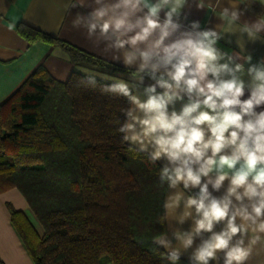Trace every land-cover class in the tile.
Listing matches in <instances>:
<instances>
[{
    "label": "clouds",
    "instance_id": "obj_1",
    "mask_svg": "<svg viewBox=\"0 0 264 264\" xmlns=\"http://www.w3.org/2000/svg\"><path fill=\"white\" fill-rule=\"evenodd\" d=\"M186 2L94 0L92 11L77 14L73 25L102 39L106 51L120 53L113 59L134 68L142 86L143 96L124 80L102 91L129 101L118 128L122 141L153 163L163 161L159 179L170 190L163 208L166 216L174 214L179 230L171 235L180 247L166 233L154 243L168 250L171 264L190 249V264H246L264 240V110L257 111L264 106V59L251 63L243 37L264 39V15L239 23V6L249 5L243 0H227V6L224 0H198L197 9H219L223 23L202 29L192 21L184 28ZM225 34H239L240 52L228 55L216 46ZM145 79L153 83L145 85ZM87 83L95 87L96 80L89 76ZM188 221L189 229L179 227ZM218 225L223 227L216 231Z\"/></svg>",
    "mask_w": 264,
    "mask_h": 264
},
{
    "label": "trees",
    "instance_id": "obj_2",
    "mask_svg": "<svg viewBox=\"0 0 264 264\" xmlns=\"http://www.w3.org/2000/svg\"><path fill=\"white\" fill-rule=\"evenodd\" d=\"M15 30L61 47L74 64L135 71L25 23ZM88 77L59 82L39 66L0 103V194L17 189L43 233L8 204L11 222L33 264H171L154 243L165 230L162 166L122 141L128 99Z\"/></svg>",
    "mask_w": 264,
    "mask_h": 264
},
{
    "label": "crops",
    "instance_id": "obj_3",
    "mask_svg": "<svg viewBox=\"0 0 264 264\" xmlns=\"http://www.w3.org/2000/svg\"><path fill=\"white\" fill-rule=\"evenodd\" d=\"M81 2L82 0H0V103L7 100L39 66L44 67L59 82H66L73 72L93 76L110 84L124 80L129 82L130 85H135L134 92L143 96L142 86L137 83L132 75L112 71L109 67H97L86 63L74 64L61 47L45 42L30 43L15 30L17 24L25 23L45 34L56 37L87 53L104 59L113 65L134 69L126 67L122 63V58L121 60L113 59L115 55H120V53L111 50L106 51L105 42L102 39L98 40L96 37L89 38L87 29L83 25H73L77 14H82L86 17L94 7V0H85L83 7L80 6ZM197 2L198 0H187L185 7L181 10L180 23L184 28H188L192 21H199L202 29L215 28L217 24L223 23L218 17L219 9L215 13L207 8L200 10L196 8ZM243 2L249 5L246 9L243 4L239 6L241 9H244V15L241 17L239 23H251L259 16L264 15V0H243ZM224 4L227 6V0H224ZM73 5L76 6L74 7ZM161 15L163 17V13ZM238 35L225 34V38L218 41L216 46L228 55L238 53L240 52L239 45L237 44ZM261 37L264 38V33H261ZM243 38L246 41L245 54L252 56L251 63L255 64L259 60L264 59V39H257L254 42L247 41L246 34H244ZM237 62L244 63L243 61ZM247 67L248 64L245 63V74L242 78L246 83L250 80L247 76ZM150 83L153 82L145 79V85ZM248 95L249 92L246 89L245 96L242 99H246ZM183 102H186V99ZM183 102L178 101L176 103L175 108L177 111L180 110ZM260 110H264V106L257 108V111ZM126 143L136 149L135 145ZM157 163L160 166L163 165V161H158ZM169 192L170 190L167 186L163 195V204ZM214 194L220 195V193ZM8 204L15 210L21 211L38 234L41 235L43 233L41 225L29 208L23 195L17 189L14 188L1 193L0 261L3 264H33L30 255L11 222ZM190 224L191 221H188L179 227L187 230ZM222 227L223 225H218L216 231H219ZM178 230L174 214L165 215V230L163 233L168 234L169 239H173L171 234ZM207 235L209 234H205V238H207ZM199 242L200 239L197 238L195 244ZM159 247L165 252L168 251L162 246ZM173 247H180L174 239ZM190 253L191 249L188 252H183L182 250L181 258L190 261ZM220 255L222 258L223 254L221 253ZM246 264H264V240L253 247L252 254L246 261Z\"/></svg>",
    "mask_w": 264,
    "mask_h": 264
},
{
    "label": "rangeland",
    "instance_id": "obj_4",
    "mask_svg": "<svg viewBox=\"0 0 264 264\" xmlns=\"http://www.w3.org/2000/svg\"><path fill=\"white\" fill-rule=\"evenodd\" d=\"M119 72L126 74V73H125V72H123V71H119Z\"/></svg>",
    "mask_w": 264,
    "mask_h": 264
}]
</instances>
